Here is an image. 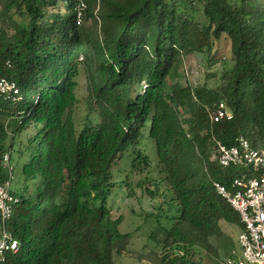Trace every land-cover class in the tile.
I'll return each instance as SVG.
<instances>
[{"label": "trees", "instance_id": "16d2710c", "mask_svg": "<svg viewBox=\"0 0 264 264\" xmlns=\"http://www.w3.org/2000/svg\"><path fill=\"white\" fill-rule=\"evenodd\" d=\"M0 5V79L19 90L0 93V182L21 169L6 222L21 245L0 264H117L133 234L107 206L112 172L127 152L148 169L153 146L177 211L160 264H223L222 222L244 223L214 181L230 186L244 170L213 154L241 136L264 148V0H88L80 18L78 0ZM197 52L221 69L184 84V58ZM81 67L97 112L78 130ZM222 102L232 118L214 122Z\"/></svg>", "mask_w": 264, "mask_h": 264}, {"label": "rangeland", "instance_id": "374dc122", "mask_svg": "<svg viewBox=\"0 0 264 264\" xmlns=\"http://www.w3.org/2000/svg\"><path fill=\"white\" fill-rule=\"evenodd\" d=\"M1 11V5H0ZM2 24L0 20V25ZM219 53L230 57V46L225 38L220 42ZM211 69V70H210ZM219 64L209 68L208 56L205 52H197L184 58L179 81L184 84L200 85L206 80L207 70H220ZM76 87L78 98L75 108V120L78 130L88 122L89 116L93 118L96 110L89 106L90 90L84 68H80ZM38 123H35V126ZM152 163L148 169H135L133 156L130 152L120 157L114 166L108 194L107 206L111 209L112 218L122 216L120 230L131 232L133 239L127 253L117 256V264H160L162 246L160 241L164 238V230L170 225V216L177 214L175 205L170 200V190L165 176L159 169V157L156 148L148 151ZM20 168L15 170L12 189L19 188ZM156 192L154 197L147 194V189ZM225 231L214 242L225 257L233 248L238 246V236L242 229L235 224L222 222ZM234 247V248H235ZM221 257V258H222ZM222 260V259H221Z\"/></svg>", "mask_w": 264, "mask_h": 264}, {"label": "built area", "instance_id": "2783aa9c", "mask_svg": "<svg viewBox=\"0 0 264 264\" xmlns=\"http://www.w3.org/2000/svg\"><path fill=\"white\" fill-rule=\"evenodd\" d=\"M88 6V0H78V17ZM19 92L15 81L1 78L0 93L9 96ZM232 118L225 103L211 113V120L218 122ZM222 167H240L244 171L232 179L230 186L214 181L217 192L224 197L241 216L244 228L238 236V246L223 258V264H264V148H254L250 141L241 136L238 144L227 146L217 141V149L213 154ZM5 163L9 166V155H5ZM246 170H253L248 175ZM255 172V173H254ZM18 196L12 189V178L0 182V217L2 230L0 234V260L4 261L6 254L17 252L20 241L6 228V222L11 218L14 203Z\"/></svg>", "mask_w": 264, "mask_h": 264}]
</instances>
